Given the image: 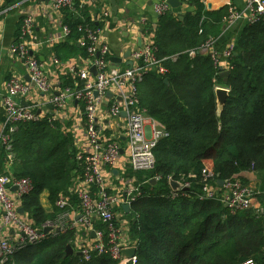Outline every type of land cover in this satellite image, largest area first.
<instances>
[{
	"label": "trees",
	"instance_id": "obj_1",
	"mask_svg": "<svg viewBox=\"0 0 264 264\" xmlns=\"http://www.w3.org/2000/svg\"><path fill=\"white\" fill-rule=\"evenodd\" d=\"M204 1L188 0L192 12H167L158 18L156 55L159 59L177 58L164 62L166 75L149 73L138 87L139 106L167 137L154 150L153 170L135 174L140 195L124 215L127 236L136 249V264H264V195L259 199L260 214L250 209L230 215L220 202L198 198L203 169L223 182L245 171L264 172V22L239 27L228 61L227 83L223 85L219 76L215 78L216 85L228 90L219 107L213 83L219 70L209 56H188L189 50L209 38H218L221 48L231 42V34L223 33L221 23L228 7L208 11ZM62 11L71 42L62 46L68 56L79 51L82 58H87L86 50L78 44L82 35L79 28L88 25L102 29V23L92 20L82 5ZM202 18V33L198 34ZM55 55L60 61L65 59L58 50ZM72 82L68 80L64 86ZM49 118L45 115L37 122L21 123L12 136L13 176L28 179L33 187L21 199V207L37 228L69 212L70 208L56 207V201L68 193L73 178L82 172L72 135ZM155 176L160 180L151 184ZM182 179L191 182V189L185 190L186 196L171 199L170 182ZM44 192L51 213L41 205ZM75 201L76 197L71 198V204ZM114 226L118 228V223ZM96 228L107 235L103 225ZM73 233L74 229H69L48 236L40 244L16 253L12 262L117 263L109 255L93 254L88 261L75 254L66 255V247L73 248Z\"/></svg>",
	"mask_w": 264,
	"mask_h": 264
},
{
	"label": "built area",
	"instance_id": "obj_2",
	"mask_svg": "<svg viewBox=\"0 0 264 264\" xmlns=\"http://www.w3.org/2000/svg\"><path fill=\"white\" fill-rule=\"evenodd\" d=\"M48 2L50 8L56 12L64 9L74 10V0H48ZM182 2L186 4L188 0ZM153 10L156 16L160 17L169 11V6L162 2L155 5ZM96 20L104 26L109 20V9L102 11ZM203 20L202 18L198 34L202 33ZM261 21L264 22V0H246L240 9L229 6L221 23L224 33L238 23L256 24ZM139 24L146 25V20L139 21ZM34 28L32 16H25L19 28L17 43L10 48V55L26 67L30 82L12 75L5 83V93L2 97L4 121L0 144L4 146L8 165L11 166L12 136L19 124L39 121L47 115V113L43 114L42 110L49 106L55 114H59L70 102L81 103L89 151L78 153L77 159L82 172L73 178L68 193L61 195L56 201V207L65 209L71 207V198L76 197L80 215H73L69 223L59 221L54 225L35 227L27 216L18 213L21 199L32 191V183L25 178L17 179L10 173L0 174V264H14L12 259L16 253L40 244L48 236L64 234L69 229L83 231L92 240L89 245L79 243L77 240L73 241L74 251L80 253L84 260H90L93 254L109 255L117 261L116 264H136V256L130 259L122 256L123 250L135 248L134 243L128 236L123 237L119 227L114 226V223H117L116 209L120 210L124 205H128L130 209L131 204L140 195L135 175L118 187L111 186L110 181L114 178L113 170L118 171L120 151L126 155L128 168L133 174L148 173L153 170L154 150L158 142L167 137V134L151 121L150 135L147 136L148 119L139 106L138 87L149 73L166 75L164 62L167 59L175 60L177 57L173 55L169 58H157L156 49L149 37L142 47L131 52L127 59L131 66L127 64L125 68L116 66L111 68L110 47L101 41L103 28L91 29L88 25H82L79 28L82 35L78 44L86 50L88 55L86 64L82 68L75 64L68 65L69 75L74 81L76 80L74 87L64 86L58 92H53L43 65L31 53L34 46ZM62 33L65 37L69 35L67 26H62ZM217 42L218 38H209L200 47L188 51L190 59L199 55L209 56L214 68L219 70L215 77L223 71L230 70L228 61L234 50V43L230 42L220 53ZM222 59L227 62L222 63ZM53 63L57 66H65L57 59H53ZM91 68L95 69V75L91 73ZM32 89L48 97L47 101L23 106L19 100L26 98ZM108 93L111 94L110 98L107 97ZM104 105L107 106L106 116L109 119H117L124 115L120 134L113 139L104 136L105 128L100 117ZM49 121L55 122L54 117H50ZM121 137L124 139L123 147L120 145ZM194 177L191 175V178ZM152 180L157 182L160 177L155 176ZM177 183L178 188L171 189L169 194L171 199L186 196L185 190L192 187L191 182L184 179ZM199 184L198 198L220 202L230 215L250 209H254L257 214L261 212V209L255 208L252 202L257 193L234 177L224 181L220 186L213 173L203 169ZM69 216L70 213L64 214L67 219ZM98 224L106 228L107 235L96 228ZM44 229H49V233L45 234ZM245 264L253 263L248 261Z\"/></svg>",
	"mask_w": 264,
	"mask_h": 264
},
{
	"label": "crops",
	"instance_id": "obj_3",
	"mask_svg": "<svg viewBox=\"0 0 264 264\" xmlns=\"http://www.w3.org/2000/svg\"><path fill=\"white\" fill-rule=\"evenodd\" d=\"M166 1L167 0H117V15H114L112 12L113 7L111 5V0H74V5L78 4L79 6H85L89 11L91 19L95 21H97L96 18L102 11L109 9V20L102 26L103 38L101 41L110 47L111 58L120 59V63L112 64L118 68H125L128 64L127 59L129 58H125L127 52L131 54L133 50L142 47L149 37L152 39L155 47V34L159 17L156 16L153 9L155 5L162 2L166 3ZM178 1L179 7L176 9L169 7L168 12L174 15H182L186 12L193 11V8L188 5V2L185 4L182 0ZM245 2L246 0H205L203 3L206 10L216 11L229 6L240 9L244 6ZM62 12L63 11H53L50 8L48 0H0V133L4 121L2 97L5 93V83L12 75L23 79L25 82H27L26 79L29 77L26 67L10 55V48L17 43L19 28L25 16H32L35 23L34 46L31 53L43 65L46 76L52 84L53 92H58L61 87H64V83L68 80L73 81L72 85L68 86L74 87L75 81L68 73V65L75 64L79 68L85 66L87 58H82L79 51H76L75 55L68 56L66 48L62 46L63 44L71 45V42L68 41L67 37L62 33ZM143 19L146 20V25L139 24V21ZM111 24L112 26H110ZM241 24L243 23H238L227 31L228 34H231V42L235 40L234 38L237 36ZM228 43L223 48L219 45V48L217 46L220 53L223 52ZM57 50L65 58L63 61L59 60L65 66H57L53 63V59H57L55 55V51ZM155 56L157 57L156 50ZM226 62L225 59H222V63ZM215 78L214 76L213 83L216 89L218 87L226 89L225 86H223L224 83L223 85H216ZM47 99L48 97H45L36 89H32L30 94L21 101L19 100V102L23 105H32L34 103L41 104L47 101ZM106 107L107 106L104 105L103 111L100 113L105 128L104 136L113 139L120 134V128L124 117L121 116L117 119H109L106 116ZM42 113H47L50 117H54L55 122H59L62 126V131L72 135L77 153H86L89 151L85 134V118L81 103L70 102L59 114H55L53 109H49L48 107L42 110ZM147 119L146 130L147 136H149L152 120L148 117ZM120 145L122 147L124 146V139H122V137L120 138ZM8 163L4 146L0 144V174L10 173L13 175L12 169L14 164L12 162L11 166H9ZM117 173L118 175H114V178L110 181V185L113 187L120 186L127 181L128 178L135 175L128 168L127 157L123 153L119 159ZM134 178L137 183L136 176H134ZM234 178L251 187V189L257 193L252 202L255 208L261 209L259 199L260 197L262 199L264 195L262 191V188H264V172L245 171L234 176ZM41 205L47 213L52 212V206L47 199L46 192L41 195ZM20 208H22L21 205ZM67 213H70L68 219L62 214L55 222H48L46 224L54 225L59 221L69 223L73 215L79 216L80 210L78 201H75V204H71L69 212ZM125 214L126 212L123 209H116L117 223L122 233L124 230H126L127 233V222L124 218ZM22 215L27 216V219L32 221L24 210ZM119 218H122V220H119ZM74 233V240H77L79 243H85L87 245L92 243L91 238L87 237L85 232L74 230ZM125 236H127V234H125ZM76 253L77 252L74 251V254Z\"/></svg>",
	"mask_w": 264,
	"mask_h": 264
},
{
	"label": "water",
	"instance_id": "obj_4",
	"mask_svg": "<svg viewBox=\"0 0 264 264\" xmlns=\"http://www.w3.org/2000/svg\"><path fill=\"white\" fill-rule=\"evenodd\" d=\"M116 3H117V0H111V5H112V7H113V8H112V12L114 13V15H117V7H116ZM166 3H167V4L169 5V7H171L172 9H176V8L179 7V1H178V0H167ZM128 57H130V52H127V53L125 54V58H128ZM110 62H111V63H114V64H117V63H120V59H118V58H110ZM128 66H131V63H130V62H128ZM111 68H115V65L112 64V65H111ZM90 71H91V73H92L93 75L96 74V71H95L94 68H91ZM228 76H229V71H223V72H221V73L219 74V77L222 79V82H223L224 84L227 83V78H228ZM26 81H27V82H30L29 77L26 79ZM164 83H167V80H166V79L164 80ZM56 95H57V94H56ZM95 96H97V93H95ZM227 96H228V90H227V89H223V88L216 89V97H217V101H218V106H219V107L222 106V104L225 102ZM107 97L110 98V97H111V94L108 93V94H107ZM23 106H27V105H23ZM49 109H52V107L50 106ZM38 114H40L39 111H38ZM123 116H124V115H123ZM120 153L122 154V151H120ZM113 175H115V176L118 175V173H117L116 170H113ZM154 183H155V181L152 180V181H151V184H154ZM218 184H219L220 186H222V185H223V181H218ZM178 186H179V185H178L177 182H174V181H171V182H170V187H171L172 190H176V189L178 188ZM122 209H123L126 213L129 211V207H128V205H124V206L122 207ZM18 213H19L20 215H22V214H23V208H19V209H18ZM49 231H50L49 229H44V233H45V234H48ZM92 235H94V234H92ZM73 254H74L73 249H72L70 246H67V247H66V255H73ZM75 255H77V256H81L80 253H76ZM135 255H136V249H135V248H129V249H125V250L122 251V256H123L124 258H127V259H130V258H132V257L135 256Z\"/></svg>",
	"mask_w": 264,
	"mask_h": 264
},
{
	"label": "rangeland",
	"instance_id": "obj_5",
	"mask_svg": "<svg viewBox=\"0 0 264 264\" xmlns=\"http://www.w3.org/2000/svg\"><path fill=\"white\" fill-rule=\"evenodd\" d=\"M44 204H45V202H44ZM119 220H122V218H119ZM119 225H120V224H119ZM121 226H122V224H121ZM125 226H126V225H125ZM125 226H123V227H125ZM125 234H126V230L123 231V237H125ZM72 247H73V246H72ZM73 248H74V247H73ZM73 248H72V249H73Z\"/></svg>",
	"mask_w": 264,
	"mask_h": 264
}]
</instances>
